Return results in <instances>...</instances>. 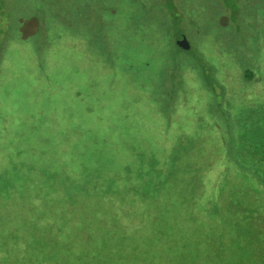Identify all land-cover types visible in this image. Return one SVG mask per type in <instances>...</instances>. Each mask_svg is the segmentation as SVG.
I'll return each mask as SVG.
<instances>
[{
    "label": "rangeland",
    "instance_id": "1",
    "mask_svg": "<svg viewBox=\"0 0 264 264\" xmlns=\"http://www.w3.org/2000/svg\"><path fill=\"white\" fill-rule=\"evenodd\" d=\"M227 2L225 5L221 0H90L92 10L88 8L82 18L75 19V24L70 16L74 13L72 7H53L40 12V16L25 12L21 16L24 22L20 34L28 40L30 53L24 48L6 53L0 66V107L4 106L0 110L8 116L7 120H0V190L7 195L0 226L9 230L16 223L15 212L23 206L28 183L31 189L35 186L32 195L36 196L39 190L49 195V199L59 200L67 196L68 188L84 187L87 191L86 183L99 178L109 191L120 196L121 192L129 194L127 201L137 212L134 223L141 222L137 220L140 216L142 222L149 223L151 198H144L137 191L138 185L147 179L145 171L149 170L139 168L135 151L142 154L148 151L161 172L164 167L168 169L167 158L175 144L190 140L201 141L195 142L196 146L204 143L203 149L199 147L200 153L194 150L179 159L182 165L177 166L182 176L177 175L173 181L177 187L188 189L191 197L194 195V203L199 198L202 202L198 206L207 208L204 201L214 195L211 190L222 180L228 166L231 176L228 184H234L235 196L243 206L253 202L263 207L264 191L257 194L245 178H232V173L238 172L225 163L220 150L224 137L219 124L210 120L203 109L208 94L204 88L199 89L195 72L186 70L183 74L184 83L172 116H162L150 100L152 96L162 98L161 92L153 93L156 87L153 86L165 80L160 74L162 65L175 61L172 66L175 69L185 61L191 65L201 63L194 48L174 60V52L166 45L167 31L176 28L174 13L185 18H181L178 26L189 34L192 47L214 63L217 81L225 84L226 100L233 109L245 107L250 101L264 103V89L255 85L249 89L250 96L247 95L237 80L240 72L234 66L247 59L254 60L259 67L256 65L255 71L264 80V0ZM184 12L187 16L182 15ZM47 16L55 18L57 25L53 27L40 19ZM193 22L198 29L192 27ZM122 24H127L125 33L118 32ZM64 25L82 38L78 42L69 39ZM60 29L63 32L57 33ZM110 34L116 35L115 45L108 43ZM207 36L212 42L206 41V45L215 52L199 46V41ZM49 51L56 55L46 60ZM219 55L226 60L223 62ZM98 62L101 68L94 65ZM76 89H80V96L75 95ZM35 142L45 154H39L40 148H32ZM215 147L219 152L214 155ZM14 165L19 170L12 172ZM7 181L8 186L4 187ZM78 194L75 199L83 200L82 191ZM38 198L40 204L41 196ZM224 199L223 196L218 200L219 207L226 204ZM48 201L53 203L50 210L55 215V201ZM188 212L185 218L188 223L213 219H209L207 211L199 215L194 209ZM8 253L6 246L0 249V264H14V256L20 257L19 253L7 257Z\"/></svg>",
    "mask_w": 264,
    "mask_h": 264
},
{
    "label": "trees",
    "instance_id": "2",
    "mask_svg": "<svg viewBox=\"0 0 264 264\" xmlns=\"http://www.w3.org/2000/svg\"><path fill=\"white\" fill-rule=\"evenodd\" d=\"M62 1L0 0V66L6 53H12L19 48H24L30 53L28 40L23 39L20 34L24 22L21 16L28 10L31 15L40 16V12L53 7H72V24L77 23L75 19L82 18L88 8L92 10L88 4L90 0H66L63 5ZM221 1L225 5L228 3L227 0ZM112 8L118 12L116 6ZM129 14L130 10L126 12L127 16ZM182 15L187 16L185 12ZM181 18L185 19L173 13L172 20H175L176 28L171 32L167 31L166 45L174 52V60L179 54H188L194 48L201 63L191 65L189 61H185L184 64L180 63L181 68L178 64L175 69L172 68L175 61L162 65L160 74L165 76V80L161 85L153 86H156L153 93L161 92L162 98L152 96L150 100L162 116H172L177 94L184 83L183 74L186 70L195 72L200 81L199 89L204 88L208 94L203 109L210 120L219 124L224 137L220 150L223 151L225 163L238 172V175L232 173V178H245L252 185L251 189L260 194V191H264V103L250 101L245 107L239 105L240 109H233L229 100H226L225 84L220 85L217 81V68L214 63L209 62L203 53L192 47L188 41L189 34L178 26ZM40 19H44L45 23L48 21L53 27L57 25L55 18L51 16ZM192 27H197L196 22L192 23ZM63 28L70 34L67 35L69 39L78 42L82 38L77 32H71L68 26L64 25ZM127 29V24H122L118 32L125 33ZM60 31L57 33L63 32L62 29ZM181 38L189 42V51L177 46ZM114 40L116 41V35L110 34L108 43L115 45ZM206 41L212 42L207 36L203 41H199V46H205V51L210 53L215 52L207 47ZM32 49L35 50L33 44ZM46 55L47 60L56 54L49 51ZM218 57L223 58V55ZM224 60L226 58H223V62ZM234 64L238 73L240 72L237 80L247 95L249 89L255 85L264 89V80L256 73L254 67L257 63L254 60L247 59L241 64ZM94 65L101 68L100 62ZM74 93L80 96V89H76ZM182 100L185 98L182 97ZM2 107L4 106L0 109ZM1 119L7 120L8 116L0 110ZM205 122L212 125L207 120ZM207 130L209 131L208 127ZM195 142L201 141L190 140L182 144L177 142L168 155V169L164 167L161 172L157 171L156 160L148 151L145 154L135 151V154L138 152L135 158L137 163H140L139 168L149 170L145 171L147 179L138 185L137 191L140 196L151 198V222H142L140 216L137 220L141 222L134 223L137 212L135 206L127 201L129 194L120 191L123 195L120 196L115 191H109L100 178L95 182L86 183L87 191L84 187L76 190L68 188L67 196H62L59 200L49 199V195L40 193L39 190L36 191V196L32 195L35 186L32 185L31 189L28 183L27 192L23 195V206L15 212L16 223L9 230L0 226V249L6 246L9 250L7 257L19 253L20 257L14 256V264H264V205L259 207L252 202L243 206L242 201L235 196L234 184H228V178L231 177L228 166L227 171L221 175L222 180L211 190L214 195L207 199L208 202L204 201L207 208L204 205L198 206V203L202 202L199 198L194 203V195L191 197L188 189L174 184L173 178L182 176L181 168L177 166L181 164L179 159L189 156L194 150L200 153L199 147L203 149L204 143L196 146ZM32 148L36 150L40 147L35 142ZM214 150V155L219 152L218 147L217 151L216 147ZM39 154L45 153L41 149ZM58 164L60 169H64L63 164ZM12 169V172L19 170L16 165ZM3 186L7 187L8 181ZM77 191H82L85 196L83 200L75 199ZM4 196L7 195L0 190V216L4 215L5 211ZM39 196L42 199L40 204ZM223 196L226 204L219 207L218 200ZM48 200L55 201V215L50 210L53 203H48ZM36 201L38 205L33 206ZM239 208L242 210L240 214ZM190 209H194L197 215L207 211L209 219L214 220L204 218L195 224L188 223L185 218L188 217Z\"/></svg>",
    "mask_w": 264,
    "mask_h": 264
},
{
    "label": "water",
    "instance_id": "3",
    "mask_svg": "<svg viewBox=\"0 0 264 264\" xmlns=\"http://www.w3.org/2000/svg\"><path fill=\"white\" fill-rule=\"evenodd\" d=\"M177 46L185 51L190 50L189 42L185 38H181V41L177 44Z\"/></svg>",
    "mask_w": 264,
    "mask_h": 264
}]
</instances>
